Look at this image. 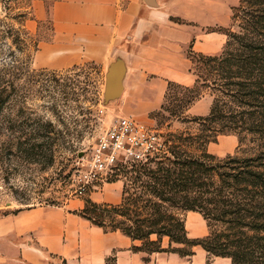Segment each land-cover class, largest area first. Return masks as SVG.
Returning <instances> with one entry per match:
<instances>
[{"label":"trees","instance_id":"obj_1","mask_svg":"<svg viewBox=\"0 0 264 264\" xmlns=\"http://www.w3.org/2000/svg\"><path fill=\"white\" fill-rule=\"evenodd\" d=\"M232 21L221 53L196 54L195 60L190 51L193 65H200L191 69L195 84L171 83L161 107L173 114L176 107L188 108L210 92L214 100L209 115L184 118L197 124V131L169 134L164 148L145 163L120 167L112 180L124 182L119 204L87 199L79 213L105 233L121 232L140 242L133 246L135 252L186 258L200 246L207 264L215 258L264 264V0H242ZM173 89L184 91L181 98L174 94L176 106L168 99ZM6 92L0 85L1 153L28 146L21 136L5 132ZM226 134L237 135L240 150H245L220 159L207 147ZM191 211L207 223L208 234L201 239L189 238L183 216Z\"/></svg>","mask_w":264,"mask_h":264},{"label":"crops","instance_id":"obj_2","mask_svg":"<svg viewBox=\"0 0 264 264\" xmlns=\"http://www.w3.org/2000/svg\"><path fill=\"white\" fill-rule=\"evenodd\" d=\"M152 3L154 6L147 0H55L47 8L43 1H34L23 25L26 33L38 34L40 23L46 20L52 26L51 39L39 42L34 66L65 71L82 62H94L104 73L122 54L128 72L118 103L124 101L123 114L144 121L160 109L170 82L195 84L188 48L216 55L219 44H226L222 34L203 33V11L194 0L190 4L186 0ZM218 8V4H206L205 26L218 24ZM122 193L123 181H116L88 197L99 204H118ZM84 205L80 201L76 209ZM140 245L121 232L105 233L64 208L34 207L0 216V264H44L49 255L67 264H107L113 254L116 264H146V255L132 249ZM216 260L231 264L229 259Z\"/></svg>","mask_w":264,"mask_h":264},{"label":"rangeland","instance_id":"obj_3","mask_svg":"<svg viewBox=\"0 0 264 264\" xmlns=\"http://www.w3.org/2000/svg\"><path fill=\"white\" fill-rule=\"evenodd\" d=\"M34 1L37 0H0V85L7 89L4 117L8 124L5 132L9 136H21L22 141L28 145L22 151L14 147L0 152V216L42 207L64 208L65 211L82 218L79 213L85 205L77 210L78 204L80 201H85L86 204V200L90 199L88 195L98 192L103 186L90 188L81 197L77 192L79 172L87 169V162L99 138L115 121L126 116L122 113L124 101L113 105L117 107L103 105L104 73L102 67L94 62H82L65 71L34 66L35 43L49 41L52 35L49 20L40 23L38 34L29 36L26 33L23 25L33 9ZM41 1L49 8L55 0ZM241 1L194 0L203 11V33L222 34L226 37V42L225 31L233 24V9ZM191 2L192 0H186V4ZM206 4L219 6L218 24L212 27L204 25L208 21ZM224 44H219L217 54L221 53ZM190 51L194 53L188 48L189 58ZM196 54L198 53L191 54L195 60ZM196 64L192 66L194 70L200 66ZM192 76L197 79L193 73ZM171 83L175 82L169 83L166 95L170 91ZM174 94L181 98L184 91L171 90L169 104H176L173 101ZM210 94L206 92L188 108L176 107L173 114L161 110L166 102L165 95L160 109L151 112L142 122L158 131L164 148L169 134L197 131V124L186 123L184 118L190 120L208 116L214 100ZM159 111H162L160 115ZM30 144L35 151H29L32 148ZM239 146L237 135L226 134L221 135L207 148L210 154L224 159L230 155L241 154L245 147L240 150ZM183 217L189 238L201 239L208 234L207 223L200 213L186 212ZM167 245L168 240L165 239L163 247L166 248ZM193 251L194 255L186 258L166 252L152 255L144 252V262L207 264V253L200 246ZM114 255L107 260V264H116ZM48 258L44 264H67L50 255ZM209 264H220V261L215 258Z\"/></svg>","mask_w":264,"mask_h":264},{"label":"built area","instance_id":"obj_4","mask_svg":"<svg viewBox=\"0 0 264 264\" xmlns=\"http://www.w3.org/2000/svg\"><path fill=\"white\" fill-rule=\"evenodd\" d=\"M158 131L132 116L120 117L100 138L92 150L87 169L79 172L78 194L112 182L120 167L145 163L162 149Z\"/></svg>","mask_w":264,"mask_h":264},{"label":"water","instance_id":"obj_5","mask_svg":"<svg viewBox=\"0 0 264 264\" xmlns=\"http://www.w3.org/2000/svg\"><path fill=\"white\" fill-rule=\"evenodd\" d=\"M154 6L152 0H147ZM128 72L127 63L122 54H118L106 67L104 72L103 105L110 107L118 103L124 93V82Z\"/></svg>","mask_w":264,"mask_h":264}]
</instances>
